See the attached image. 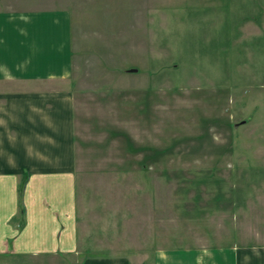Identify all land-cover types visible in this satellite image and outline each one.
Returning <instances> with one entry per match:
<instances>
[{"label": "rangeland", "instance_id": "1", "mask_svg": "<svg viewBox=\"0 0 264 264\" xmlns=\"http://www.w3.org/2000/svg\"><path fill=\"white\" fill-rule=\"evenodd\" d=\"M0 9L67 14L78 238L70 253L0 264H195L155 255L197 249L264 264V0Z\"/></svg>", "mask_w": 264, "mask_h": 264}, {"label": "crops", "instance_id": "2", "mask_svg": "<svg viewBox=\"0 0 264 264\" xmlns=\"http://www.w3.org/2000/svg\"><path fill=\"white\" fill-rule=\"evenodd\" d=\"M69 57L66 13L0 9V256L75 249L77 136ZM167 255L195 258V264H237L227 249L155 256ZM83 264L126 263L114 257Z\"/></svg>", "mask_w": 264, "mask_h": 264}]
</instances>
